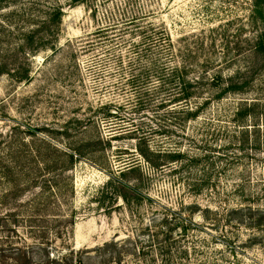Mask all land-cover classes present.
I'll use <instances>...</instances> for the list:
<instances>
[{
  "label": "rangeland",
  "instance_id": "374dc122",
  "mask_svg": "<svg viewBox=\"0 0 264 264\" xmlns=\"http://www.w3.org/2000/svg\"><path fill=\"white\" fill-rule=\"evenodd\" d=\"M59 257L264 264V0H0V264Z\"/></svg>",
  "mask_w": 264,
  "mask_h": 264
},
{
  "label": "trees",
  "instance_id": "16d2710c",
  "mask_svg": "<svg viewBox=\"0 0 264 264\" xmlns=\"http://www.w3.org/2000/svg\"><path fill=\"white\" fill-rule=\"evenodd\" d=\"M142 154V158H144L143 156H146V155H144L143 153H141ZM150 155L153 157V155H160L159 153L158 154H153V153H150ZM163 156H166V157H168V158H172V157H174V158H176L177 156L175 155V156H169L168 154H162ZM71 156H69V158H70ZM155 157H158V156H155ZM147 158V157H146ZM144 160H146L145 158H144ZM153 166V168L154 167H156L157 165H152ZM110 245L111 246H114V243H110ZM23 251V250H22ZM22 251H18V258H22ZM3 252V251H2ZM62 257V256H61ZM61 257H59V258H55V259H53L52 258V260L51 259H49L48 260V258L46 259L47 261H49L50 263H55V264H58L59 263V261L61 262H67V260L65 259V258H61ZM77 264H80L79 262H77Z\"/></svg>",
  "mask_w": 264,
  "mask_h": 264
}]
</instances>
